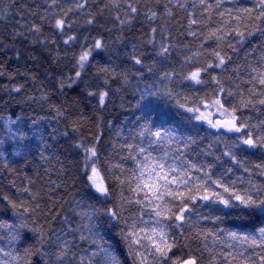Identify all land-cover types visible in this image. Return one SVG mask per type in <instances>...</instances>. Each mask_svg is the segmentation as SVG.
<instances>
[{
    "label": "snow or ice",
    "instance_id": "obj_1",
    "mask_svg": "<svg viewBox=\"0 0 264 264\" xmlns=\"http://www.w3.org/2000/svg\"><path fill=\"white\" fill-rule=\"evenodd\" d=\"M18 7L23 5H17L15 0L0 7V21L11 23L9 14ZM111 7L118 10L120 4L112 0ZM125 8L129 16L114 17L121 30L142 14L152 22L148 43L154 49L147 60L136 54L135 46L128 56L141 78L155 76L153 86L140 94V100L145 101L138 117L140 123L122 137L119 145L120 159L131 166L117 162L105 169L99 134L90 143H75L81 157L80 171L100 207L90 205L91 211L78 213L80 222L76 227L64 217L67 226L59 232L53 230L47 237L48 247L41 246L36 252L47 257L48 264H120L96 232L93 220L102 216L112 227L123 225L121 236L131 264H203L202 255H197L187 243L183 254L174 251L180 247L177 235L184 237L186 229L195 231L203 242L207 264H264V182L253 180V176L264 177V0H255L250 6L241 0H156L142 13L131 3ZM174 10L186 13L182 27L195 42L194 47L191 42H173L167 27L159 23L163 17L172 18ZM73 12L86 16L87 25L95 24L88 0H72L71 4L46 0L45 15L39 23H23L12 33L13 40L31 38L33 44L56 45L54 59L58 63L73 58L76 70L73 76L60 81L61 88L65 83L71 87L81 81L82 73L91 66L93 50L107 51L109 47L102 38L79 37L73 31ZM45 27L62 38V57L56 39L44 37ZM257 34L259 43L247 46ZM77 46L79 52L75 53L72 49ZM174 55L179 58L182 71L157 67L171 61ZM129 71L97 67V72L104 73L105 86L117 77L127 83ZM176 83L183 91H176ZM209 84L211 93L206 90ZM12 90L19 92L20 88ZM186 91L191 95H186ZM88 95H98L103 108L109 90L89 91ZM161 100L172 103L174 115L160 106ZM251 113L257 114L255 121ZM76 131L74 127L73 132ZM8 132L17 142L26 138L19 130L9 128ZM106 173L111 174L110 178ZM23 191L36 199L30 189ZM5 199L13 210H23L19 212V223L0 225L7 229V235L0 239H6L11 249L5 252L0 248V253L11 255L13 264H30L32 247L23 248L22 255H14L12 246L25 239V231L38 234L40 241H45L44 234L34 220L29 224L28 214L34 212L33 208L25 207L23 201L17 204ZM202 209L209 211L205 214ZM237 209L240 211L235 214L242 220L258 216V224L241 225L251 228V232L226 231L221 227ZM201 221L210 222L212 227H201ZM69 233L77 234L80 241H90L94 248L77 256Z\"/></svg>",
    "mask_w": 264,
    "mask_h": 264
},
{
    "label": "trees",
    "instance_id": "obj_2",
    "mask_svg": "<svg viewBox=\"0 0 264 264\" xmlns=\"http://www.w3.org/2000/svg\"><path fill=\"white\" fill-rule=\"evenodd\" d=\"M9 2L10 0H0V7ZM59 2L71 4L72 0ZM117 2L120 4L118 10L111 7L112 0H88V9L95 17V24L91 26L87 25L86 16L75 12L70 14L75 20L73 31L79 37L90 35L102 38L109 45L107 51L93 50L91 66L84 70L81 81L71 87L65 83L61 88L60 81L74 75L76 68L72 57H68L65 63H58L54 59L56 45L33 44L31 38L12 39V33L19 29L21 24L40 22V17L45 15L46 0H15V3L23 5V8L12 10L9 14L11 23L5 25L0 21V225L19 223V212L23 210H13L5 197L17 204L23 201L25 207L34 209V212L28 214L29 224L31 226L32 221H35V226L44 234L45 241H40L38 234L25 231V239L12 246L16 250L14 255H22L23 248L31 246L33 254L28 258L30 264H48V258L36 252V249L41 246L48 247L46 241L52 231L59 232L67 226L64 217L76 227L80 222L78 213L91 211L90 205L100 207L92 198L91 190L80 171L81 157L77 154L75 143L80 140L90 143L99 134L104 168L107 169L110 164L117 162L122 163L124 167L131 166L130 162L120 159L122 150L119 145L123 143L122 137L127 136L129 130L140 123L138 117L141 116L145 103L140 100V94L145 88L153 86L155 76L152 79L147 76L141 78L135 73L128 56L132 53L133 46L136 48V54H142L146 60L154 54L153 47L148 43L150 26L153 25L141 14L132 21L131 26L126 25L121 30L114 17L119 14L121 19H124L130 15L125 8L127 3H131L142 13L147 5H155L156 0ZM164 2L167 0H161V3ZM241 2L250 6L255 0ZM25 8L27 11H24ZM17 12L18 16L15 15ZM174 13L172 18L163 17L159 23L167 27L173 42L181 45L191 42L194 47L195 42L184 34L182 27L186 24V13L181 10H174ZM21 16L24 17L23 20H20ZM43 35L45 38L56 39L62 57L64 46L59 34L50 27H45ZM117 37L122 39L118 40ZM160 39L158 30L157 42ZM91 43L92 40L89 39L88 44ZM258 43L259 34L250 38L247 46ZM72 51L78 53L79 46ZM96 61H99L98 65ZM103 66L115 67L118 72L130 69L127 83L117 77L105 86L104 73L97 72V67ZM157 67L182 71L179 58L175 55L171 61L163 65L158 64ZM14 87H19L20 91H13ZM173 87L177 92L183 91L179 83ZM101 90H109V97L103 108L99 105L98 95H88L89 91L99 93ZM206 90L211 93L210 84L206 86ZM185 94L191 95L187 91ZM159 104L170 114L174 115L176 112L171 102L161 100ZM250 115L254 121L257 119V114ZM74 127L77 129L75 133ZM9 128L25 133L26 138L17 142L10 136ZM65 132L68 133L67 136L64 135ZM106 175L110 178L111 174ZM253 180L257 183L264 182V177L253 176ZM24 188L30 189L36 199L33 200L28 192L23 191ZM37 204L39 208H35ZM201 211L207 214L209 210ZM239 211L237 209L228 216L221 227L226 231L251 232V228H243L241 225L258 224V216L242 220L235 214ZM93 223L96 225L97 234L103 237L100 242L112 250L120 264H131L126 243L121 236L123 225L112 227L102 216L94 218ZM201 227L211 228L212 225L208 221H201ZM6 235L7 229L0 227V237ZM69 239L73 240V251L77 256L94 248L90 241H80L77 234L69 233ZM177 241L180 247L174 251L183 254L187 251L183 247L187 243L197 255H202L203 264H207L208 254L203 248V242L196 237L195 231L186 229L184 237L177 235ZM0 248L5 252L11 251L6 239H0ZM0 261L13 264L12 256L3 253H0Z\"/></svg>",
    "mask_w": 264,
    "mask_h": 264
}]
</instances>
